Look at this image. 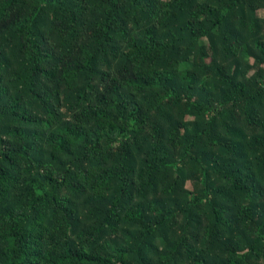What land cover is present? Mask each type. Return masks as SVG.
Masks as SVG:
<instances>
[{
    "label": "trees",
    "instance_id": "trees-1",
    "mask_svg": "<svg viewBox=\"0 0 264 264\" xmlns=\"http://www.w3.org/2000/svg\"><path fill=\"white\" fill-rule=\"evenodd\" d=\"M0 264H264V0H0Z\"/></svg>",
    "mask_w": 264,
    "mask_h": 264
}]
</instances>
